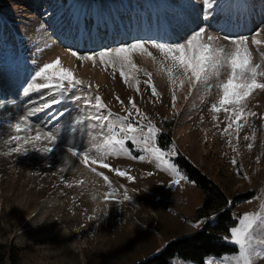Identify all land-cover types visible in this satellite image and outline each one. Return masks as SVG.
Here are the masks:
<instances>
[{
    "label": "rangeland",
    "instance_id": "obj_1",
    "mask_svg": "<svg viewBox=\"0 0 264 264\" xmlns=\"http://www.w3.org/2000/svg\"><path fill=\"white\" fill-rule=\"evenodd\" d=\"M42 1L0 0V102L19 114L51 99L52 93L47 89L33 91L27 96L23 89L38 66L59 57L60 66L72 70L85 85L91 84L92 94L101 96L112 113L125 116V108L131 111L129 98L134 99L140 112L145 113L152 124L160 129L162 145H166L164 148L170 150L174 145L176 152L180 150L230 199L245 191H253L252 196L236 199L232 203L233 226L245 213L264 212V92L257 91L251 98L248 110L258 115L250 118L237 140L235 125L227 133L224 132V113L219 114L217 121L213 120V113L209 111L210 104L218 98L216 89H213L210 97L204 91L193 92L189 96V86L185 85L182 91H177L176 107H172V85L167 74L170 65L157 62L162 57L156 50L150 49L157 61L147 54H137L134 59L139 69L152 73L159 97L153 96L151 88L144 83L148 77L142 71L135 74L139 84L132 77L125 84L118 69H106L99 60L95 63L80 61L69 51H99L133 37L173 42L184 27L188 13L196 14L198 11L191 7L189 0H112V8L110 0H100L104 3L105 14L101 15L99 22H93L90 15L84 16L81 18L83 27L80 21L77 22L81 11L77 12L74 7L78 0L76 3L75 0ZM179 1L185 12L180 17V11L174 7V3ZM249 1L252 0H220V7L228 6L225 9L233 12V16L244 13L248 16L254 13L250 7L248 11L243 8L247 7ZM256 1L252 2L253 7ZM237 3L239 6L235 8ZM240 9V12H234ZM161 10H166L167 20L161 15ZM263 14L256 16L259 21L253 18V22H258L257 26L264 25ZM175 16L179 19L172 24ZM230 19L223 15L211 23L217 26L223 24L221 32L224 33L241 30V34H238L242 35L244 29L250 28L251 31V18L237 23H230ZM110 20L113 23L112 31L108 30ZM226 25L229 31H225ZM167 31L174 34L170 35V40L166 38L169 36ZM211 33L221 37L219 43L231 47L216 31L211 30ZM250 35L253 37V31ZM246 36L252 48V37ZM253 38L264 40V32ZM103 39L108 41L102 42ZM252 50L256 61L264 63V57ZM227 74L228 69H225L221 79H226ZM137 87L139 92L136 91ZM117 96L124 101L123 106L117 102ZM64 110L66 114L59 123L44 112L34 118L41 127L47 124L48 128L54 133L59 132L68 142L51 155L35 152L27 156L6 155L9 146L4 139L7 136L0 135L1 264H130L159 251L168 240L197 230L206 219L213 222L212 210H209L212 215L207 216L201 214L203 210L199 212L205 197L202 189L178 167L185 179L179 184L173 183L176 177L166 170L167 165L157 167L155 160L149 163L152 158L139 146L133 145L131 153L145 155V161L132 159L129 155L107 159L109 164L125 170L133 179L92 165L99 172H104L115 185L130 188L133 193L131 200L125 199L116 187H104L101 183L100 186L99 183L94 185L92 181L100 176L92 173L81 158L66 151V147L75 142L77 134L70 130L65 133L66 126L71 122V127L80 128L82 135L83 124L75 121H83L91 113L88 110L78 111L77 104L70 101L54 105L50 111L55 114ZM10 119L5 110L0 109V123L6 127ZM132 119H137L135 113ZM140 123L147 126V121L142 117ZM198 133L201 144L196 151L191 139ZM244 136L249 139L245 140ZM92 155L95 157L97 154ZM90 184L94 187L90 188ZM109 194L110 198L106 199ZM44 228L54 229L56 233L42 235ZM227 241L236 250L220 256L209 255L205 258V264H214L237 253L238 246ZM171 261L173 264H195L178 256L172 257Z\"/></svg>",
    "mask_w": 264,
    "mask_h": 264
},
{
    "label": "snow or ice",
    "instance_id": "obj_2",
    "mask_svg": "<svg viewBox=\"0 0 264 264\" xmlns=\"http://www.w3.org/2000/svg\"><path fill=\"white\" fill-rule=\"evenodd\" d=\"M189 4L198 11L196 14L188 13L184 33L176 41L160 42L158 38L133 37L129 41H121L114 47H106L99 51L88 53L73 49L69 51L80 61L95 63L99 60L106 69L107 67L118 69L125 84L129 83L130 77L136 79L139 84L135 74L142 71L143 75L148 77L144 83L151 88L153 96L159 97L160 93L152 80V73L139 69L134 59L137 54H147L153 61H157V57L150 49L156 50L162 57L157 62L170 65L167 74L172 85V107H176L177 91H182L185 85L189 86V96L193 92L204 91L210 97L213 89H216L218 98L209 107V111L213 113V120L218 121L219 114L223 112L226 118L224 132L227 133L235 125L234 131L239 140V133L249 124L250 118L258 115L248 110V104L254 93L264 92V63L256 61L249 46L248 36L224 35L222 39L231 45L227 47L219 43L221 37L211 33V21L217 15L220 0H189ZM191 24H195V28L190 27ZM262 32L264 25H258L253 31V37H259ZM251 45L258 49L264 48V40L253 38ZM261 56L264 57V51L261 52ZM60 65L59 57L43 63L29 77V81H26L27 87L23 89L26 96L33 91L44 89L52 93V98L42 105L15 114L7 104L0 102V109L5 110L6 115L11 118L6 127L0 123V135L7 136L4 143L9 146L6 155L27 156L30 152H35L47 156L55 153L58 147L66 145L67 140L59 132L54 133L47 124L41 127L34 118L38 113L44 112L59 123L66 110L55 114L50 110L54 105L70 101L77 104L78 111L88 110L91 114L83 121H75L77 124H83L82 135L80 128L71 127V122L66 126L65 133L70 130L77 134L75 142L68 145L66 151L81 158L92 173L111 183L104 172H99L97 167L92 166L97 165L118 176L133 179L125 170L109 164L107 159L129 155L132 159L145 161V155H132L131 148L135 145L152 158L149 163L155 160L158 162L157 167L167 165L166 170L176 177L173 183L179 184L185 179L169 159L178 155L175 146L169 150L159 145L160 129L152 124L145 113L140 112L134 99L129 98L131 111L125 108L126 115L120 117L107 108L101 96L92 94L91 84L85 85L72 70ZM225 69H228L227 78L222 80ZM96 88L98 91L99 86ZM136 91H140L139 87ZM116 100L124 105L119 96ZM12 103L15 104V101ZM134 113L137 115L136 120L132 119ZM141 117L147 121V126L140 123ZM244 139L248 140L249 137L244 136ZM248 146L252 147L251 144ZM94 152L97 154L95 157L92 155ZM233 163L236 161L233 160ZM107 198H110V194L106 196ZM124 198L131 199L127 192ZM224 239L238 246L237 253L215 261L214 264H264V212L243 214L237 225L229 229V236Z\"/></svg>",
    "mask_w": 264,
    "mask_h": 264
},
{
    "label": "trees",
    "instance_id": "obj_3",
    "mask_svg": "<svg viewBox=\"0 0 264 264\" xmlns=\"http://www.w3.org/2000/svg\"><path fill=\"white\" fill-rule=\"evenodd\" d=\"M158 143L163 148L166 146L165 144L162 145L160 136H158ZM173 160L205 194L201 201L199 212L203 210L201 214L207 216L210 213L209 210H212L214 220L213 222L205 220L197 230L168 240L159 251L150 253L130 264H173L171 258L174 256L203 264L204 257L209 254L218 256L223 252L235 250L234 246L225 243L220 234L228 233L229 227L234 223L232 203L236 199L250 196V192L241 193L230 199L219 185L201 173L179 151Z\"/></svg>",
    "mask_w": 264,
    "mask_h": 264
},
{
    "label": "bare ground",
    "instance_id": "obj_4",
    "mask_svg": "<svg viewBox=\"0 0 264 264\" xmlns=\"http://www.w3.org/2000/svg\"><path fill=\"white\" fill-rule=\"evenodd\" d=\"M23 1V0H22ZM36 2H37V0H36ZM41 2H43L42 0H41ZM77 1L75 0L74 1V3H76ZM180 2V1H179ZM179 2H176V3H174V7L176 8V10H178V12L180 11V13H179V17H180V15H182V16H184L183 14L185 13L184 12V7L181 5V2L179 3ZM252 2H254V0H252V1H249L248 2V4H247V7L245 8L247 11L249 10V8L248 7H250V8H252L253 7V4H252ZM104 3L102 2V1H94L93 2V0L91 1V0H78V2L74 5V7H75V9L77 10V12L79 11H81V17H80V19L79 20H77V22H81L80 23V26L81 27H83V22H82V19L81 18H83L84 16H87V15H90V18L93 20V22H97V21H99V20H101V15H104L105 14V11H104V8H103V5ZM109 5H110V8H112L113 6H114V4H113V2H112V0H110L109 1ZM244 5V4H243ZM243 5H242V7H243ZM239 6V3H237L236 5H235V8H237ZM256 16L258 15V13H263V10H264V0H257L256 1ZM226 7H228V6H226ZM225 7V8H226ZM225 8H223V7H219L218 9H217V14L218 13H221V16H223V15H225V16H227V17H230L231 19V21H230V23L232 22V23H237V22H240V21H243V20H246L247 18L248 19H250L251 17H250V14H248V16H246V14L244 13V14H235L234 16H233V12H231V11H229V10H227V9H225ZM234 8V7H233ZM164 9V8H163ZM24 10V9H23ZM231 10V9H230ZM236 11V10H235ZM160 13H161V15L163 16V17H165L166 18V20L168 19V17H167V14H166V10H161L160 11ZM237 13V12H236ZM249 13V12H248ZM245 16L247 17V18H245ZM162 17V19H164ZM179 19V18H178ZM177 16H175L174 17V19L172 20V24H174V22L176 21L177 22ZM229 22V21H228ZM216 23L217 24H220V22L218 21V20H216ZM244 23V22H243ZM112 21L110 20L109 22H108V30L109 31H112ZM176 26H177V24H176ZM85 27V26H84ZM231 27H232V25H231ZM170 28V27H169ZM168 28V29H169ZM225 31H229L230 30V28L228 27V25H226L225 26ZM176 29V28H175ZM81 39V38H80ZM80 39H78V43H80ZM79 46V45H78ZM66 56H68L67 54H66ZM74 57V56H73ZM73 57H71V58H73ZM72 61H74L73 59H72ZM167 99H169V97L167 98ZM169 102H171L170 100H168ZM171 104H172V102H171ZM54 107V106H53ZM191 145L193 146V148L194 149H196V151H198L199 149H200V144H201V141H200V134L198 133L197 135L195 134L193 137H192V139H191ZM95 153V152H94ZM100 168V167H99ZM98 169V168H97ZM92 177V176H91ZM97 180V181H96ZM110 181H111V183H108V182H106V181H104L103 180V178H101V177H95V181H92V179H91V181L94 183V185H96L97 183H99V186H100V183L102 184V186H113V187H116V189L120 192V194L121 195H124L125 196V192H127V195L128 196H130L131 197V199L133 198V193L131 192V190H130V188H128V187H126V186H124V185H121V184H117V185H115L113 182H112V180L111 179H109ZM94 185H89V187L90 188H92V186L94 187ZM87 186V185H86ZM95 191H97V190H95ZM94 191V194L96 193ZM93 194V195H94ZM97 198V197H96ZM130 199V200H131ZM97 200H99L98 198H97ZM129 200V199H128ZM101 200H99V202H100ZM59 224H61L62 225V223L61 222H58ZM56 225H57V223H56ZM56 227V226H55ZM43 230V233H42V235L43 234H47V235H54L56 232H54V229L53 230H50L49 228H44V229H42ZM59 235V234H58Z\"/></svg>",
    "mask_w": 264,
    "mask_h": 264
}]
</instances>
